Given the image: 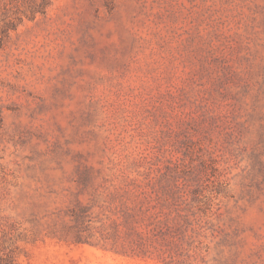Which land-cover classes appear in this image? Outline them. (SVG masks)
Listing matches in <instances>:
<instances>
[{
  "label": "rangeland",
  "instance_id": "374dc122",
  "mask_svg": "<svg viewBox=\"0 0 264 264\" xmlns=\"http://www.w3.org/2000/svg\"><path fill=\"white\" fill-rule=\"evenodd\" d=\"M0 264H264V0H0Z\"/></svg>",
  "mask_w": 264,
  "mask_h": 264
}]
</instances>
